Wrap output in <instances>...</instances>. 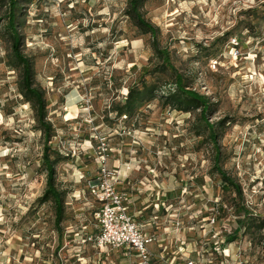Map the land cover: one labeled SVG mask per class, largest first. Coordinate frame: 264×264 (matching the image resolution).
Segmentation results:
<instances>
[{"label":"rangeland","instance_id":"rangeland-1","mask_svg":"<svg viewBox=\"0 0 264 264\" xmlns=\"http://www.w3.org/2000/svg\"><path fill=\"white\" fill-rule=\"evenodd\" d=\"M10 1L0 0V264H123V251L84 242L98 229L90 186L102 162L140 182L134 212L156 204L169 260L264 264V0H141L155 33L131 0H17L48 141L12 50ZM166 54L207 97L205 115L167 99L180 91ZM136 87L152 95L127 112ZM46 146L59 226L55 202L43 200Z\"/></svg>","mask_w":264,"mask_h":264},{"label":"built area","instance_id":"built-area-1","mask_svg":"<svg viewBox=\"0 0 264 264\" xmlns=\"http://www.w3.org/2000/svg\"><path fill=\"white\" fill-rule=\"evenodd\" d=\"M120 175V172L107 169V163L102 162L101 177L90 186L91 194L100 202V207L95 213L98 229L95 234L84 238V242L98 247L126 249L137 255L139 264H202L188 257H180L178 261L176 257L169 260L167 246L163 247V251L158 255L150 251L149 245L158 241V237L156 234L146 233L143 225L130 214L128 194L118 188L121 183ZM197 254H201V251H197Z\"/></svg>","mask_w":264,"mask_h":264},{"label":"trees","instance_id":"trees-1","mask_svg":"<svg viewBox=\"0 0 264 264\" xmlns=\"http://www.w3.org/2000/svg\"><path fill=\"white\" fill-rule=\"evenodd\" d=\"M141 0H131V6L133 10L136 13L138 25L141 27L148 28L150 32L155 33V28L153 25H151L148 21H146L137 10L138 3ZM17 5V0H11L10 1V16H9V22L8 26L11 29L12 32V50L15 55V57L18 59V61L23 65V86L27 93H29L32 96H35L38 101V111L42 114V120H40V117L38 118L40 123L42 124V128L44 129L46 135H47V141L50 140L51 135H48V129H50L48 123L44 122V109H45V102L43 100V95L40 92L39 89L33 87L32 83V69H31V62L28 57H26L22 51H21V36L19 34L18 29L15 26V7ZM158 52H160L158 50ZM162 53V52H161ZM164 61L166 62V65L170 67L173 72L176 74V86L177 89L180 91V93H171L169 92L167 95V99L172 101V105H175L179 110H182V108L187 107H193V108H201L202 114L205 115L208 109V99L205 95H202L195 90L187 89V87L184 86V78L183 75L180 74L173 63L170 60V57L168 54L164 56ZM151 93H148L144 90H140V88H130L128 91V95L126 97V105H125V111L131 112L136 103L140 101H144L147 97L151 96ZM187 111V110H186ZM207 126L211 130V134H214V138L216 139L215 131L213 130V125L209 123V121H206ZM214 132V133H213ZM49 146L45 147V151L43 153V164L46 167L47 170V189L45 191L43 200H48L52 198V200L56 204V224L59 226L62 216H63V200L61 198V195L58 191V189L55 186L54 182V175H55V160H52L49 156ZM219 152H217V158L219 157ZM222 174L223 179L226 178V175L224 172L220 171ZM235 189L239 192L241 195V189L238 185H234ZM241 224L236 227L233 230V235L237 234V232L240 230L242 226V221H240Z\"/></svg>","mask_w":264,"mask_h":264},{"label":"crops","instance_id":"crops-1","mask_svg":"<svg viewBox=\"0 0 264 264\" xmlns=\"http://www.w3.org/2000/svg\"><path fill=\"white\" fill-rule=\"evenodd\" d=\"M121 178H123V181H121V183L118 184V188L122 191H125L128 194V198H129L128 206H129L130 214L134 215V217L136 216L137 213L141 214V216H139L138 222L143 225V230L146 233L156 234L158 237V241L149 245L150 251L158 255V253L163 251L162 248L167 246V255H169L171 251L169 250V244L167 243V241L170 240L169 238L170 235L166 237L165 234L161 235V233H159V230L161 229L162 225H159L161 224V222H158L154 219V217H156V212H157L156 204L153 207V209L151 208L150 210H148L150 208L149 207L150 205H148L142 208V210L135 211L136 212L135 213L133 211V207L135 205V199L138 197L140 193V188H139L140 182L137 183L136 181H129L123 176H121L120 179ZM142 221L144 222L142 223ZM92 247L101 248V250H107V251L108 249H111L107 246L98 247L95 244H92ZM117 250L123 251V254L125 255V257L122 259L123 264H139V258L137 257V255H132L133 257L131 256V258L129 257L133 252L127 251L126 249H123V248L117 249ZM174 252L175 251H173V253Z\"/></svg>","mask_w":264,"mask_h":264}]
</instances>
